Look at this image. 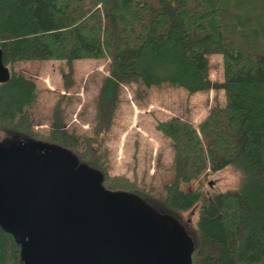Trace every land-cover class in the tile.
Here are the masks:
<instances>
[{"label": "trees", "instance_id": "1", "mask_svg": "<svg viewBox=\"0 0 264 264\" xmlns=\"http://www.w3.org/2000/svg\"><path fill=\"white\" fill-rule=\"evenodd\" d=\"M0 47L9 67L57 59L72 70L78 59H110L95 99V137L84 138V146L65 128L60 102L52 129L34 132L28 109L37 85L13 69L0 84L6 137L65 149L99 171L107 189L136 195L179 221L200 205L189 233L191 264H264V0H0ZM212 54L223 57L221 83L210 78ZM163 84L190 93L222 89L225 102L213 104L197 125L177 116L157 123L172 142L173 160L172 178L155 192L111 176L99 152L123 86L137 94ZM229 166L242 174L237 188L209 197L181 187ZM23 263L22 245L0 224V264Z\"/></svg>", "mask_w": 264, "mask_h": 264}, {"label": "water", "instance_id": "2", "mask_svg": "<svg viewBox=\"0 0 264 264\" xmlns=\"http://www.w3.org/2000/svg\"><path fill=\"white\" fill-rule=\"evenodd\" d=\"M10 77L0 47V84ZM28 142L0 146V224L22 245L23 264H191L173 217L107 189L71 152Z\"/></svg>", "mask_w": 264, "mask_h": 264}, {"label": "rangeland", "instance_id": "3", "mask_svg": "<svg viewBox=\"0 0 264 264\" xmlns=\"http://www.w3.org/2000/svg\"><path fill=\"white\" fill-rule=\"evenodd\" d=\"M248 34L249 31L242 34L243 39L246 40ZM109 62L110 59L106 56L100 59H78L74 61L72 70L66 60L57 59L22 61L10 66V69L36 82L38 98L28 109L34 132L47 134L52 129L56 106L60 102L65 128L80 136L83 146L84 138L95 137V99L102 79L109 74ZM209 62L210 78L213 82L221 83L224 80L222 55H209ZM135 90L123 86L113 126L102 136L99 153L104 155L103 161L111 176L127 177L137 185L153 188L157 192L172 178V172L168 168L173 160L172 142L156 128L157 123L177 116L197 125L213 104L225 102L224 90L211 89L190 93L182 87L170 84L142 86L137 94ZM0 143L9 147L25 142L13 141L0 131ZM26 146L36 145L28 142ZM46 150L62 152L59 149ZM241 181L242 174L229 166L221 171L202 175L181 187L185 191L199 188L211 197L217 192L237 188ZM199 208L200 205H197L185 212L181 221L175 219L187 238L191 228L197 226ZM186 220L189 221L188 225L185 224Z\"/></svg>", "mask_w": 264, "mask_h": 264}]
</instances>
